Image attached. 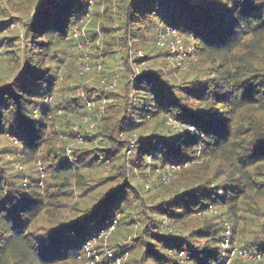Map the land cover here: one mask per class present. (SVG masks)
Masks as SVG:
<instances>
[{"label":"trees","instance_id":"16d2710c","mask_svg":"<svg viewBox=\"0 0 264 264\" xmlns=\"http://www.w3.org/2000/svg\"><path fill=\"white\" fill-rule=\"evenodd\" d=\"M91 1L0 0V264H82L116 216L106 241L131 238L125 264H222L225 226L264 256V0ZM91 9L101 42L77 76L99 78L70 85ZM167 27L193 49L185 70L156 45ZM84 99L101 114L76 145ZM7 154L35 176L16 182Z\"/></svg>","mask_w":264,"mask_h":264},{"label":"built area","instance_id":"2783aa9c","mask_svg":"<svg viewBox=\"0 0 264 264\" xmlns=\"http://www.w3.org/2000/svg\"><path fill=\"white\" fill-rule=\"evenodd\" d=\"M92 5V1H89V7L88 9H90ZM74 37H78V32L77 30H74L73 33ZM90 42L89 41H85L84 44H79L78 45V51L81 52L78 60L79 62L82 63V68H81V74H84L86 72L89 71V66H88V62H89V56H88V52L90 50ZM156 45L161 48L164 49L167 52V59L179 70H185L186 69V64L188 63V61H194V54H193V49L191 47L186 48L184 46V43L182 42V40L180 39L177 31L171 27H167L164 30H159L157 38H156ZM100 65H98L96 67V71L99 73L100 72ZM104 85H105V89L109 90V89H113L116 85V79H114L112 82L110 83H105V81H103ZM133 97V94H131V99ZM48 99L51 100V98H45L44 101L47 102ZM92 102L90 100L84 99V105L87 109V111H90L92 107ZM89 121V118H85L84 122ZM96 121H90L89 124V130H92L94 125H95ZM76 138V142L78 144H82L84 143V139L82 138V136L78 133H76L75 135ZM67 156H70L71 154V150H67L66 151ZM118 220V216L114 217L110 223V225L105 228V229H101L98 232H93L91 234V236H89L83 246L82 249L85 252L88 260L85 264H105L103 263V260L101 258V260H98L100 253L97 252V248H95V245L99 242V241H103L104 242V255L105 258L108 259H113L114 258V252H111V250L109 248H107L106 246V240L109 237V235L114 231L116 223ZM230 236V232L228 230H226L225 232V241L224 243H221V248L223 251V256H224V260L222 262V264H231L233 261V258L236 257L243 260V261H247V260H256V261H260L262 262V264H264V256L261 255H252L250 253H248L245 249H237L236 247H229L228 245V239ZM227 249V250H225ZM122 252V251H121ZM188 252H181L180 256H188ZM128 255L127 252H123L122 254H120L119 258H115L116 264H125L122 263V258L126 257Z\"/></svg>","mask_w":264,"mask_h":264},{"label":"rangeland","instance_id":"374dc122","mask_svg":"<svg viewBox=\"0 0 264 264\" xmlns=\"http://www.w3.org/2000/svg\"><path fill=\"white\" fill-rule=\"evenodd\" d=\"M114 4L116 5L117 2L115 1ZM93 14H94V10L91 9L90 14H89V17L90 18L89 17H86V19L83 20L82 22H79V24L75 28L77 30L78 34L81 36L80 37L81 39H77V42H78L77 44L78 45L79 44H84V42L86 40L89 41L90 44H91L90 51L88 52V56H89L88 66H89L90 69H91V66H92V64H90V62H93L94 63V58L92 56L93 51H94L93 50V45L96 44L97 42H101L100 41L101 37H100V34H99V23L98 22H95L94 20L92 21L91 17H93ZM88 20H89V22H88ZM90 25H92L91 26V30L93 32H96L97 33V35H96V37L94 39V42L95 43L90 38L91 37L90 36V33H87V30L89 29ZM11 28L12 27H10V29ZM13 28L11 30H15L16 31V34H18L19 38H21L22 37V32H21V30H19L20 28L19 27H16L15 28L14 26H13ZM80 28H81V30L79 31ZM11 35L12 36L15 35V32L9 33V36H11ZM99 46H100V44H99ZM0 52L2 53L3 51H0ZM80 54H81V52L78 51V48H77L75 51L73 50V55L69 58L71 64L69 66V68H70V77L68 78V81H69V84L70 85L71 84L73 85V84H75L77 82H78V85L77 86H81V85L83 86V83H85L86 85H90L91 84V83H89L90 81L94 80L96 77L99 78V75L95 74L94 71H93L92 74L84 75L83 76L84 79H79L78 78L77 75H78V73L81 74V68H82V66L80 64L81 62H79V60H78ZM169 63L171 64L170 61H169ZM166 71L168 72V70H166ZM62 73L65 74L67 72H66L65 69H63L62 71L59 72V76L62 75L64 77V75ZM175 75L176 76H179V72H176ZM102 81H103V79H101V83H102ZM174 81H175V78H174ZM87 83H89V84H87ZM100 87L103 88V85L100 84ZM81 90L82 89H80V91ZM77 92H79V91L77 90L75 92V95L77 94ZM47 102H51V100L48 99ZM92 107L93 108H91V110L88 111V112H87V109H86V113L84 115H82V116H76V120H75V123L73 124L74 126H73L72 129L75 132H77L78 134H80V135L89 133L90 130H89V126H88V128L80 129L79 126H78V124L81 123V125L85 126L84 125V123H85L84 122V119L85 118H89V121L92 122L94 119H97L100 116V114H101L100 106L98 104L93 103L92 104ZM59 137L62 138V139L64 138L63 135H60ZM75 143H76V141H75ZM73 145H74V142L69 147L72 148ZM76 145H80V144H77L76 143ZM9 146H10L11 150L14 152V154L18 155L17 149H14L15 144L13 143V144H10ZM132 158L133 159L135 158V154L132 155ZM4 159H5L6 162H9V166L11 168V173H13V175L17 176L18 180H15L16 182H20L23 185V184H26L27 183V180H29V178H31L33 175L35 176V171H34V169H33V167H32L31 164H27L26 162H24L22 160H20V161L17 160L16 161V160L12 159L8 154L4 157ZM126 216H127V211L124 212V219L120 223V226H119L120 232H122L124 234H126L128 232L127 231V226L124 225V222L128 220V219L126 220ZM262 222H264V221H262ZM42 225H44V220L43 219L37 223V226H39V227L42 226ZM230 228H231L230 226H225V229L228 230L229 232H230ZM109 237H110V235H109ZM130 239L131 238L129 236L128 237H125L124 239H122V241L120 243V248L117 250V251H120V254H122L123 252H127L128 253V255L126 257H123L122 258V261H121L122 263H125L129 259V257H130L129 250L126 249V248H124L125 245H128L129 244ZM101 244H103V246H104V243H101ZM101 244H99V242H98L95 245V248H97V252L100 253V256H99L98 260H101V258H102V260L105 259V255H104V252H103L104 251V248L103 249H99L100 248L99 246ZM106 246H108V248L110 249V247H109V240L106 241ZM242 246L243 245L242 244H239V242L235 239L234 244H233V247L234 248L236 247L237 249H244V247H242ZM225 250H227V249H225ZM117 251H116V249L111 250V252H114V253L117 252ZM86 262H87L86 260H83L82 264H85ZM240 262L242 264H256L257 263V262H255L253 260H247V261L244 262L243 260L237 258L236 255H235V257L233 258V261H232L231 264H241Z\"/></svg>","mask_w":264,"mask_h":264}]
</instances>
